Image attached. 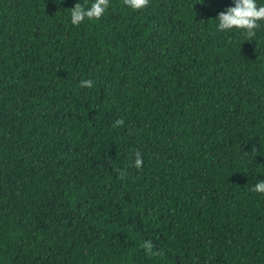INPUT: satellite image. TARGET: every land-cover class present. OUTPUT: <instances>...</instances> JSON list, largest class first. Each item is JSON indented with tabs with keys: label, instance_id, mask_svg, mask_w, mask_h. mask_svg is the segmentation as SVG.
<instances>
[{
	"label": "trees",
	"instance_id": "obj_1",
	"mask_svg": "<svg viewBox=\"0 0 264 264\" xmlns=\"http://www.w3.org/2000/svg\"><path fill=\"white\" fill-rule=\"evenodd\" d=\"M78 2L0 0V264H264V22Z\"/></svg>",
	"mask_w": 264,
	"mask_h": 264
},
{
	"label": "clouds",
	"instance_id": "obj_2",
	"mask_svg": "<svg viewBox=\"0 0 264 264\" xmlns=\"http://www.w3.org/2000/svg\"><path fill=\"white\" fill-rule=\"evenodd\" d=\"M125 5L133 11L144 9L148 6L149 0H124ZM233 6L226 8L218 14L216 27L218 31L227 32L233 29L241 30L248 36H254L255 30L260 22H264V5H258L257 0H231ZM110 5V0H94L90 7H84L79 2L71 9V23L80 25L85 19L101 18ZM91 80L81 81V87H92ZM124 124L123 119L116 121L117 126ZM143 161L141 154L136 153L135 167H141ZM253 191L264 193V179L258 180ZM144 247L148 250L152 245L150 241L145 242Z\"/></svg>",
	"mask_w": 264,
	"mask_h": 264
}]
</instances>
